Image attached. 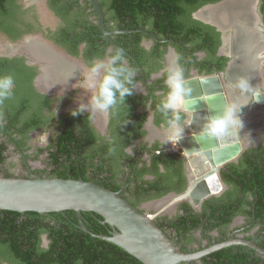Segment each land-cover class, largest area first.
I'll return each mask as SVG.
<instances>
[{
	"label": "flooded vegetation",
	"instance_id": "obj_1",
	"mask_svg": "<svg viewBox=\"0 0 264 264\" xmlns=\"http://www.w3.org/2000/svg\"><path fill=\"white\" fill-rule=\"evenodd\" d=\"M98 2L104 13L106 29L112 32L110 40L100 28L96 9L87 0H78L77 4L76 0H19L22 12L20 23L9 30L10 33L0 30V58L11 62L20 59L19 63L12 64L19 66L20 71L24 69L23 66L31 67L36 73L24 87L27 92L29 88L35 93L32 100L37 101H33L32 107L39 105L36 94L51 99L50 109L44 112V115L51 116L42 117L43 127L21 131L25 130L24 124L35 116V110L31 109L21 115L18 124L10 131L0 129V145H5L8 156L0 175L6 176L9 173L10 177L20 178H59V174L54 173L56 167L51 165L54 157L60 153L61 146L57 140L64 132L58 122L64 116H72L71 111L77 107L76 95L80 96L81 102L87 100L83 90L74 89L72 85L80 79L83 69L93 59L105 58L119 50L123 52L128 65L136 70L135 91L132 96L127 97L125 105L118 106L114 115L106 117L101 113H84L93 136V141H89L87 145L90 151L85 153L88 181L120 192L136 209L152 217L184 253H198L231 239L252 241L264 250V212L259 210L258 195L260 184L254 183L264 176V171L262 173L260 169L264 168V103L249 104L243 108L244 127L237 134L242 149L236 158L226 160L219 167H215L206 154L215 149H204L197 138L201 123L199 119L193 125V111L189 110L185 114L188 123L182 138H193L196 141L197 148L189 152L179 142L175 146L171 143L164 144L165 131L161 126V116L156 110L159 100L166 92L164 69L174 63L177 54L181 57L180 64L184 68L186 82L208 77L218 78L227 104L232 103L234 97L246 100L245 96H240L238 90L232 87L241 77L249 79L252 86L264 87V0H218L206 3L192 10L189 17L179 18L184 22V27L178 33L179 38L176 35L163 37V34L151 31L150 25L142 24L138 29L131 30L136 34H143L140 41L139 37L128 33L120 34L122 26L105 10L102 5L104 0ZM66 11L67 17L60 13ZM44 12H51L59 20L58 28L45 22ZM71 24L77 27L78 32L84 31V35H88V27H97L94 39L85 37L78 45L77 53L65 45L62 34L58 35L64 30L72 31ZM191 27H197V33L204 35L208 42H202L200 36H186V29ZM29 28H33L32 32L28 31ZM26 36L29 37L27 42ZM34 40L47 51L43 53H53L52 58L60 60L56 71L52 69L54 66L51 60L41 58V49L34 50L31 43ZM105 40L108 41L106 46ZM204 44L207 47L200 48ZM211 45L216 48L213 52L208 51L210 48L207 49ZM51 47L55 50L50 49ZM132 50H137V54H133ZM46 63L49 70L46 69ZM70 75L73 77L68 80ZM22 79L24 78L20 76V80ZM39 88L44 92H40ZM23 93L21 89L20 94ZM10 99L12 100L7 105L15 107L19 96L15 94ZM62 99L66 102L60 108H65V111L58 115L55 124H51L56 105ZM252 114L256 117H252ZM46 118H49L47 122ZM0 124L5 126L6 121L3 120ZM45 128L47 137L43 140V145L38 139L43 136ZM86 131L85 129L83 136ZM70 137L69 135L66 139L68 148L73 147ZM112 148H115L114 153H110ZM129 148L132 150L131 154ZM190 155L194 156L193 165L195 162L200 168H203L200 158L205 157L209 168L208 173L206 172L209 174L208 178L197 177ZM39 158L44 167L34 163ZM74 159L78 160V157L74 155L72 160ZM212 159L216 160L215 156ZM62 160H66L67 165H73V161L66 156ZM79 179L83 177L80 176ZM103 182L108 185H103ZM200 183L209 188H212V183L215 186L219 184L221 189L195 205L191 197L184 196L189 189ZM249 187L252 188L248 189ZM29 216L22 215L21 220ZM42 216L45 217V224L56 228L68 224L75 226L74 232L71 229H65L66 232L43 229L37 233V250H51L52 258L63 254L65 244L68 251L74 252L77 247L87 251L90 247L87 243L94 238L95 242L98 239L112 242L107 238H112L117 230L96 213L82 212L79 215L77 212H61ZM97 245L99 250L111 248L106 244ZM26 249L31 251L32 246ZM225 249L235 250L238 254L247 252L261 259V264L264 263V254L250 246L234 244L199 259L185 261L184 264H205L206 261L216 259L213 254ZM32 257L34 262L38 261V255L33 254ZM14 259L11 262L6 255H2L0 264H25L20 258ZM96 262L103 264V261Z\"/></svg>",
	"mask_w": 264,
	"mask_h": 264
},
{
	"label": "trees",
	"instance_id": "obj_2",
	"mask_svg": "<svg viewBox=\"0 0 264 264\" xmlns=\"http://www.w3.org/2000/svg\"><path fill=\"white\" fill-rule=\"evenodd\" d=\"M18 1L19 0H0L1 31L10 33L9 30L20 23V15H22V12L20 11V4H18ZM212 1L218 0H104L102 5L108 13L112 14V19L118 22L119 26H122L120 30H136L144 24L150 25L151 31L163 34V37L168 35H176L178 37L181 27H184V22H181L179 18L181 16L189 17L192 10L194 11L200 6ZM77 3L78 0H76V4ZM60 13L67 17V11L66 13ZM70 28H72V31L69 32V30H64L59 32L58 35L62 34L65 38V45L74 53H77V47L82 40H85V37L88 36L90 39H94L93 34L96 33L97 29L96 26H93L92 28L88 27V35H84V31L78 32V29L74 24H71ZM32 30L33 28H29L28 31L32 32ZM197 32V27H191L189 30L186 29L185 35L188 37L191 35L200 36L202 42H208L204 35L198 34ZM129 35L139 37V41L141 39L140 37L143 36L141 32L138 34L132 32L129 33ZM92 41L94 44V40ZM104 45H108L107 40H105ZM213 46L214 45L208 46L207 49L210 48V50H208L209 52L216 50L215 46L214 50H212ZM91 47L96 48L92 45ZM206 47L207 44L200 46V48ZM131 52L135 55L137 54V50H132ZM14 62L17 64L20 62V59L11 62L0 58V75L13 76L15 82L13 95L18 94L19 96V100L15 107L7 105L12 99L5 100L0 104V122L3 120L6 121L5 126L0 124V129L5 128L10 131L12 127H15L18 124L21 115L30 112L31 109L35 110V116L30 118V122L24 124L23 128L25 130L21 129V131L24 132L30 129L41 128L44 125L42 117L45 118L51 116L48 114L44 115V112L47 109H50L51 99L42 94H36L39 105L32 107V105H34L33 101H37L36 99L32 100L35 93L29 88V92H27L25 88L35 77L36 73L33 72L31 67L25 66H23L24 69H21L20 71L19 66L12 64ZM20 76L24 79L20 80ZM21 89L24 91L23 94H20ZM144 119L145 116L143 121ZM48 120L49 118H46V122ZM58 123L63 127L62 131L64 132L57 140L58 144L61 146L59 150L60 153L54 157L52 161L53 164H51L56 167L54 173L57 172L59 178L62 179H79V177L82 176L84 180H89L86 176L87 170L85 158L87 157V154L85 153L90 151L87 149V145L89 144V141H93V136L86 120V114L83 113L76 117L67 115L62 117ZM85 129L87 130L85 133L87 137H85V135L83 136ZM69 135L71 136L70 138L73 147L68 148L66 139ZM6 150L5 145H0V171L8 157ZM74 155L78 157V160H72ZM65 156L73 161V165L65 164L67 159L62 160ZM91 161H93V159ZM83 164L85 166H82ZM260 169L263 173L264 168ZM9 175L10 174L8 173L6 176ZM256 182L260 184L259 187L257 186L258 195L260 197L259 210L264 212V176L258 181H254V183ZM102 184L105 186L108 185L104 182ZM251 188L252 187H249L248 189ZM67 212L74 213L73 211H66V213ZM22 215L30 216L21 220ZM43 229L52 230L53 232H66L65 229H71V232H74L75 226L68 224L56 228V226L45 224V217L37 212L19 213L15 211L0 210V258L2 255H6L7 258L13 262L15 261L14 257H17L25 264H53L56 262L59 264H97L96 261H103V264H143L126 250L112 242L98 239L97 241L99 244H106L111 247L109 250H99L97 248V241H93L95 238L91 239L89 241L90 243H87V245L90 246L87 251L78 247L74 252L68 251L65 244L63 254L58 258H52L51 250H44L42 252L37 250L39 244L37 233ZM30 245L32 246L31 251L26 249ZM244 253L245 254H238L235 250L225 249L213 254L216 259H212L210 262L206 261L205 264H261V259L247 252ZM33 254H36V256L38 255V261L34 262L35 259L32 257Z\"/></svg>",
	"mask_w": 264,
	"mask_h": 264
},
{
	"label": "water",
	"instance_id": "obj_3",
	"mask_svg": "<svg viewBox=\"0 0 264 264\" xmlns=\"http://www.w3.org/2000/svg\"><path fill=\"white\" fill-rule=\"evenodd\" d=\"M87 1L96 9L100 28L106 38L110 40L112 32L106 29L104 13L98 0ZM50 49L55 50L53 47ZM38 62L43 64L41 60ZM186 84L192 90V102L189 104V110L194 112L193 125L196 120L200 119V128L202 129L207 119L221 113L227 104L223 95V87L216 77L189 81ZM37 85L39 87V83ZM39 91L44 92L42 88H39ZM263 103L264 98L259 104ZM201 129H199L200 134L197 138L204 149H209V147L215 149L206 152L215 167H219L226 160L234 159L239 155L242 144L235 132L223 138L209 139L201 137ZM204 142H207L208 145ZM179 143L189 152L197 148L193 138L182 139ZM190 156L193 165L194 156ZM213 156L216 160L212 159ZM200 165L203 168L197 166L195 162L193 165L197 177L202 179L206 176L208 178L207 170L209 168L205 157L200 158ZM211 185H213L212 188H209L200 183L199 186L189 189L184 197H191L195 205H199L202 199L220 191L219 184L218 186L213 183ZM0 210L19 213L37 212L42 215L66 211H74L79 215L82 212L99 214L112 228L117 229L115 235L107 239L125 249L143 264H184L185 261L199 259L234 244L250 246L264 254V250L252 241L236 239L213 245L198 253H184L168 238L152 217L150 218L136 209L120 192L84 179L40 176L20 178L0 175Z\"/></svg>",
	"mask_w": 264,
	"mask_h": 264
},
{
	"label": "clouds",
	"instance_id": "obj_4",
	"mask_svg": "<svg viewBox=\"0 0 264 264\" xmlns=\"http://www.w3.org/2000/svg\"><path fill=\"white\" fill-rule=\"evenodd\" d=\"M132 32L134 31L123 30L120 34ZM28 40L29 37L26 36L25 41ZM180 59V55L177 54L174 63L164 69L166 92L156 106L161 116V126L165 131L164 144L171 143L173 146L184 136L185 125L188 123L185 114L189 113V104L192 102V90L186 84ZM73 75H70L68 80ZM135 77L136 70L128 65L123 52L119 50L105 58L93 59L83 69L80 79L72 85L74 89H81L87 93V100L81 102L77 98V107L70 114L73 117L85 112L101 113L106 117L114 115L118 111V106L125 105L127 97L134 94ZM14 86L12 75H0V104L13 96ZM232 87L238 90L240 96L249 99L244 103L233 101L226 104L221 113L209 117L201 129L202 138L219 139L233 132L240 134L244 127L243 108L249 104L260 103L264 98V87L252 86L247 78H239ZM128 151L131 154V148ZM114 152L115 148L110 149V153Z\"/></svg>",
	"mask_w": 264,
	"mask_h": 264
},
{
	"label": "rangeland",
	"instance_id": "obj_5",
	"mask_svg": "<svg viewBox=\"0 0 264 264\" xmlns=\"http://www.w3.org/2000/svg\"><path fill=\"white\" fill-rule=\"evenodd\" d=\"M42 1V0H41ZM43 14H46V16L44 15V18H45V22L46 23H48V24H50L53 28H58L59 27V25H60V22H59V20L51 13V12H49V13H43ZM35 42H36V40H34ZM47 52V51H46ZM42 56H46L47 57V59L48 60H50L51 59V61H52V63H53V66H54V68H52L53 69V71L55 70H57V66L60 64V60H54L52 57L54 56V54L53 53H43V55ZM51 63V62H50ZM50 66V65H49ZM83 95H84V97L87 99V93H83ZM76 97H78V99H79V95H76ZM63 102H66V100H64L63 101V99H62V101H60L59 102V104H57L56 105V109H55V114H54V116H53V120H52V122H51V124H55V122H56V120H57V117H58V115H61L62 113H64V111H65V108L63 109V108H60V106L62 105V103ZM50 124V125H51ZM48 128V127H47ZM47 128H45L43 131V136L41 137V138H39L38 139V142L39 143H42L43 145H45V141L43 142V140H45L46 139V137H47ZM35 164H38V166H43L44 167V165H43V163H42V159H37L35 162H34Z\"/></svg>",
	"mask_w": 264,
	"mask_h": 264
},
{
	"label": "bare ground",
	"instance_id": "obj_6",
	"mask_svg": "<svg viewBox=\"0 0 264 264\" xmlns=\"http://www.w3.org/2000/svg\"><path fill=\"white\" fill-rule=\"evenodd\" d=\"M32 43V45H33V47H34V50L36 51V50H39V49H41V51H42V55H43V52H46V50H44L41 46H39V44H37V42H35V41H33V42H31ZM33 50V49H32ZM41 55V58H44V57H46V56H42ZM47 58V57H46ZM51 60V59H50ZM49 61V60H48ZM48 64H49V62H48ZM46 69H48L49 70V68L50 67H48V65H47V63H46ZM249 74V73H248ZM243 99V98H242ZM246 100H247V97L245 98ZM235 100H237L236 102H238V103H244L246 100H241V98H237V97H234L233 98V101H235ZM261 109V108H260ZM253 116H255L254 114H252V117ZM256 117V116H255ZM252 121V120H251ZM198 128V127H197Z\"/></svg>",
	"mask_w": 264,
	"mask_h": 264
}]
</instances>
